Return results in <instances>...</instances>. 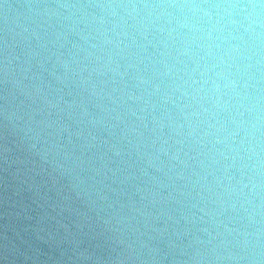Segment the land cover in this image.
I'll list each match as a JSON object with an SVG mask.
<instances>
[{"label":"water","instance_id":"obj_1","mask_svg":"<svg viewBox=\"0 0 264 264\" xmlns=\"http://www.w3.org/2000/svg\"><path fill=\"white\" fill-rule=\"evenodd\" d=\"M104 2L0 0V264H246L264 206L224 194L252 175L225 138L252 115L177 90L195 63L159 0Z\"/></svg>","mask_w":264,"mask_h":264},{"label":"clouds","instance_id":"obj_2","mask_svg":"<svg viewBox=\"0 0 264 264\" xmlns=\"http://www.w3.org/2000/svg\"><path fill=\"white\" fill-rule=\"evenodd\" d=\"M61 7L71 9L76 5ZM94 7L115 17L118 9L127 12L131 7L135 12L137 6L107 0ZM143 8L150 10V15L155 13L157 18L176 20L178 28L188 30L189 35L182 41L184 54L194 61L195 67L185 72L188 79L183 85H177L182 96L190 101L210 100L214 109H234L241 117L245 112L252 115L251 121L237 122L234 118L235 127L225 138L232 142L227 145L230 152L239 154L243 150L252 161L244 166L252 175L247 178L248 183L242 178L236 184H230L224 194L235 195L241 206L259 197L261 205L257 207L264 206V88L261 87L264 85V0H159L144 3ZM217 123L220 124L217 131H223L224 124ZM241 133L243 136L237 140ZM246 142L249 147L244 149ZM206 179L202 176L191 181L193 190L197 186L201 191L208 190L207 185L201 183ZM245 189L249 191L245 192ZM232 207L235 208V204ZM244 235L241 254L232 258L246 264H264V240H261L264 230ZM249 236L254 240L248 239Z\"/></svg>","mask_w":264,"mask_h":264}]
</instances>
